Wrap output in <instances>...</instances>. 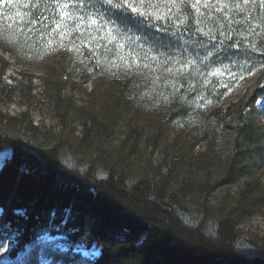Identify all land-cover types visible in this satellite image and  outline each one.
Masks as SVG:
<instances>
[{"label": "trees", "instance_id": "16d2710c", "mask_svg": "<svg viewBox=\"0 0 264 264\" xmlns=\"http://www.w3.org/2000/svg\"><path fill=\"white\" fill-rule=\"evenodd\" d=\"M25 2L28 15L24 12L22 17L10 10L11 0L1 3L0 26H9V16H14L17 27L28 28L32 17L30 22L34 20L40 35L51 34L36 12L46 1ZM260 13L256 7L248 13L249 20H242L251 21L244 26L254 25L244 38L236 33L239 26L225 28L217 37L224 49L248 53L252 62L261 64L262 73L241 98L216 109L198 128L203 155L210 160L190 165L173 162L163 173L135 176L129 157L122 154L123 144L146 139L154 147L157 136L147 137L143 128L129 129L119 150L109 152L102 142L109 137V123L80 109L76 111L79 135L71 142L65 130L74 104L61 93L69 77L66 74L53 93L46 91V83L43 85L41 100L60 124L55 136L41 134L27 121L29 136L24 138L15 130L18 118L0 112V152L11 149L0 168V238L2 235L10 241L9 257L15 258L27 245L49 234L63 236L69 250L39 247L44 261L31 258L25 264H76L80 256L71 250L77 244L100 249L98 257L79 264H264V237L244 240L238 228L240 221L264 203V193L252 177L254 170L264 166L263 112L256 107V102L264 99V51L260 50L264 16L257 19L255 15ZM183 33L192 31L184 29ZM249 36L250 50L244 46ZM237 43L238 47L229 46ZM5 71L6 64L0 60V96L3 89L21 95L20 84L3 82ZM188 81L181 80L179 94L186 92ZM29 84L33 86L30 80ZM31 87L25 90L28 98ZM63 149L70 152L74 167L62 166ZM230 186H236L235 196L225 209L205 205L208 195ZM191 199H202L193 210L202 217L192 224L180 216ZM246 246L249 253L242 251Z\"/></svg>", "mask_w": 264, "mask_h": 264}, {"label": "rangeland", "instance_id": "374dc122", "mask_svg": "<svg viewBox=\"0 0 264 264\" xmlns=\"http://www.w3.org/2000/svg\"><path fill=\"white\" fill-rule=\"evenodd\" d=\"M4 1L0 0V4ZM11 1L10 10L18 17L26 16L27 0ZM43 1H46L47 7L45 5L36 12L38 16H42V21L51 34L40 35L34 20L30 22L32 17L27 22L28 28L17 27L13 21L14 16H9V26H0V60L6 64L3 82L11 86L20 84L24 91L17 95L15 90L9 92V89H3L0 112L18 118L20 123L15 130L24 138L29 136L27 121H31L41 134L55 136L60 130V124L55 114L41 100L43 85L46 83V91L53 93L55 87L63 84L61 81L65 80L66 74L69 77L61 88V93L71 98L74 104L65 130V135L71 142L73 137L79 135L78 109L93 113L100 120L109 123V137L102 141L109 152L119 150L129 129L143 128L147 137L157 136L154 147L147 144L146 139L137 143L130 139L123 144L126 148L122 150V154L129 157L128 164L135 176L141 173L149 176L154 172L163 173L173 162L190 165L194 161L196 163L198 160L203 162L209 159L203 155L204 142L200 141L198 128L216 109L224 108L228 103L241 98L246 88L262 73V69H259L261 64L255 60L252 62L248 53H232L231 50L224 49L217 39L225 28L232 29V26H239L236 33L244 38L245 32L254 26L249 24L245 27L243 24L251 22L248 21V13L251 14L258 7L261 13L255 14L256 18L264 16V4L261 0H248L247 4L243 0L211 1L216 7L211 10L202 7L204 15L200 19L203 22L199 24L196 22L195 11L190 8L188 12L191 15L187 23L179 29L175 27L178 23V18L175 17L171 21L151 22L134 16L121 19L128 14L120 9H109L99 0H84L78 9H69L73 19L62 20L63 10L60 5L65 0ZM71 2L75 3L76 0ZM190 3H195V0ZM236 3L241 5L242 10L233 6ZM225 4L228 6L224 7ZM40 5L37 4L36 8ZM1 7L3 6L0 9ZM97 9L105 15V19L101 21L104 27L99 32L95 30V26L88 28L86 24H82L79 31L75 30V18L95 16ZM245 17L248 20L243 22ZM108 18L115 21L120 30L113 43H108L109 32L117 35V31L107 23ZM57 23H61L62 27L57 28ZM211 23L214 24L212 27ZM198 27L203 29V33L197 31ZM184 29L191 30L192 33H183ZM61 32L65 34L62 36ZM91 36H96L97 39L92 40ZM250 39L251 36L245 40L248 41L244 44L247 49L251 46ZM118 44H124L125 47L121 49ZM87 51L89 53L85 56ZM133 56L136 57L135 60ZM186 59L195 63L185 76H174L165 71L168 67H178L175 61L183 62ZM216 70H219V74L211 75ZM185 78L189 79L188 88L185 89L186 92L179 94L181 80ZM28 87H31L30 98L25 96ZM256 107L262 108L264 121V99H259ZM10 154V148L0 152V168ZM60 162L62 166L70 168L76 163L67 149L62 150ZM252 174L257 181L258 190L264 193V166L254 170ZM235 191L236 186L217 189L208 195L205 205L213 209H225L227 203L233 202ZM201 202L202 199L188 201L181 218L185 222L196 223L202 216L193 212L196 209L194 204ZM238 228L244 240L255 236L264 237V203L240 221ZM0 241H3V246L0 247V264H25L31 258L34 261H44L40 257L39 247L68 251L70 246L63 236L43 234L33 245H27L17 259H11L10 241L2 235ZM250 250L249 246L242 249L246 253ZM71 251L79 254L80 260L75 261L79 264L83 260L96 258L99 247L92 245L86 248L84 244H77Z\"/></svg>", "mask_w": 264, "mask_h": 264}, {"label": "snow or ice", "instance_id": "6c2138e0", "mask_svg": "<svg viewBox=\"0 0 264 264\" xmlns=\"http://www.w3.org/2000/svg\"><path fill=\"white\" fill-rule=\"evenodd\" d=\"M245 4L248 3V0H243ZM81 3H84V0H76L75 3L71 2V0H65L64 3L60 5L61 9L63 10L62 13V20L66 19H73L71 11H69L70 8H79V5ZM102 5H107L109 9L115 8L123 10V12L127 13V17H121V19H126L128 17H136L137 19H143L145 21H163V20H169L171 21L174 17L178 18V23H176L175 27L179 29L180 27L184 26L191 13H189L187 10L189 7L195 11L196 14V22L197 24L202 23L203 21L200 19V17H203L204 13L201 12V8L209 9L216 7L215 4L211 3V0H203V3H201V0H195V3H190V0H102ZM228 5L225 4L224 7H227ZM236 9H241V5L239 3H236L233 5ZM217 11H221L220 8H216ZM242 10V9H241ZM105 19V15L103 12H100L99 9H97L95 16H81L78 18H75L74 22V28L75 30L79 31L81 29L82 24H86L88 28H93L95 26V30L97 32L100 31L101 28L104 27V24L101 23L102 20ZM107 23L109 25H112L113 28L116 29L117 35H112L111 32H109L110 39L108 40V43H113L117 40L119 35V26L116 25L115 21H113L111 18L107 19ZM62 24L57 23V28H61ZM197 31L200 33H203V29L197 28ZM65 33L61 32V35L63 36ZM207 34V33H205ZM126 35V33H124ZM92 40H96V36H91ZM99 39H104V37H99ZM129 39H131L129 37ZM230 47H238V43L235 45H229ZM118 47L123 49L125 47L124 44H118ZM253 50L255 51V46L253 47ZM261 51H264V44L261 46ZM94 54V53H93ZM136 57L133 56V60H135ZM178 67H168L165 69L169 74H172L174 76H185L186 72L192 68L195 61L191 59H186L183 62L175 61ZM144 67H148V65H144ZM219 70H216L215 72H212L211 75H218ZM159 79V77H157ZM175 81H173V87H175ZM3 246V241H0V247ZM6 250V249H5Z\"/></svg>", "mask_w": 264, "mask_h": 264}]
</instances>
